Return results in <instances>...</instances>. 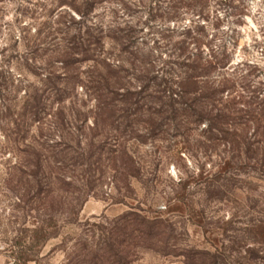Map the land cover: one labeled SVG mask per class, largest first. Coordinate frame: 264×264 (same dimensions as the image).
Segmentation results:
<instances>
[{
    "label": "rangeland",
    "instance_id": "374dc122",
    "mask_svg": "<svg viewBox=\"0 0 264 264\" xmlns=\"http://www.w3.org/2000/svg\"><path fill=\"white\" fill-rule=\"evenodd\" d=\"M65 2L0 0V264H114L107 249L95 248L113 221L132 205L148 216L166 212L180 193L178 182L192 179L196 184L186 192L195 202L189 208L194 213L188 215L182 206L164 214L173 224L177 250L169 255L150 249L124 252L118 254L121 261L182 264L180 254L192 249L210 256L223 252L217 264H264V236L257 230L248 234L255 224H264V175L241 165L243 155L230 140L203 137L206 122L194 127L189 139L164 126L163 135L130 144L129 155L143 169L137 179L125 178L112 161L114 131L107 133L97 122L86 97L95 77L87 65L79 66L74 106L56 102L57 93H70L63 78L56 79L57 88L44 91V61L61 44L63 23L70 21ZM72 14L77 22L80 17ZM91 18L110 58V69L100 71L118 73L124 87L133 85L127 63L132 56L151 60L158 69L169 54H180L178 48L192 54L199 49L204 57L225 63L215 74L228 80L224 96L237 97L244 112H264V0H103ZM48 31L47 43L40 44ZM251 122L249 134L256 126ZM142 126L137 133H146ZM240 128L233 125L229 131L239 134ZM226 162L230 167L223 169ZM224 176L231 184L219 187L217 180ZM206 179L209 183H201ZM38 184L51 195L38 200ZM194 220L207 224L199 228ZM84 244L91 251L82 250ZM210 256L203 260L209 262Z\"/></svg>",
    "mask_w": 264,
    "mask_h": 264
},
{
    "label": "trees",
    "instance_id": "16d2710c",
    "mask_svg": "<svg viewBox=\"0 0 264 264\" xmlns=\"http://www.w3.org/2000/svg\"><path fill=\"white\" fill-rule=\"evenodd\" d=\"M102 2L103 0H67L65 2L71 10L68 13L70 21L63 23L65 30L61 44L56 45V48L52 50L53 55H49V58L44 61L46 78L42 80V87L44 91L49 90L50 87L57 88L56 79L63 78L66 80L70 93L65 95L57 93L56 102L59 104L68 100L70 106H74L72 94L81 83L79 66L87 65L95 77L90 84L88 83L89 95L86 97H89L92 108L96 111L97 122L106 129L107 133L114 131L112 137L116 147L112 152L116 153L114 158L116 160L112 161L119 164L120 175L137 179L143 169L129 155L130 144L137 141L145 143L151 135L160 133L163 135L164 126L174 131L175 136L189 139L192 135L191 131L195 130L194 127L198 129L203 122L208 124L207 130L200 131L203 137L214 141L230 140L235 151L243 155L241 165L244 164L246 168L249 167L264 175V112L262 110L258 113L253 110L244 112L243 107L240 108V102L236 100L237 97H231L229 94L224 96L227 89L224 85L228 84V80H218L215 77L217 72L225 68L223 61L210 60L204 57L199 49V52L192 54L185 48H178L180 54L176 52L169 54V59L162 60L159 68L156 69V63L153 61H139L136 56H132V59L127 60L133 71L131 76L133 85L130 89L123 86L118 73L111 70L100 71L103 67L110 69L107 63L110 58L104 55L101 31L92 23L91 14ZM72 12L80 17L77 22ZM51 34L52 32L48 31L40 44L47 43L46 39ZM36 36L37 39L41 37V29L36 32ZM40 48L37 47L36 51L41 50ZM45 54L43 52L39 58L42 59ZM84 106L85 104L81 103V107ZM61 115L60 109L59 121H62ZM251 121L256 123V126L249 134L248 123ZM141 125H144L142 127L146 130L144 134L137 133ZM233 125L244 128H240L239 134L230 133L229 128ZM100 151L103 152L101 148ZM101 160L102 158L99 157L94 163H99ZM230 164L231 162L224 163L223 169L229 168ZM194 180L192 179L190 183L178 182L180 193L174 204L167 206L166 212H155V215L148 216L143 209L130 206L128 211L113 221L109 230L103 232L99 237L101 242L95 248L98 252L107 249L114 257V264H124L118 256L124 252L135 255L138 250L150 249L164 255L174 253L177 250L174 247L176 235L171 219L165 218L164 214L179 211L182 206L189 209L194 205L195 202L190 199L191 194L186 192L191 183L196 184ZM262 180L264 183V177ZM217 181L219 187H227L231 184L225 176ZM201 183L209 182L206 179ZM206 188H208L207 185ZM36 191L38 200L53 192L49 188H42L40 184ZM119 197L117 201L122 203L123 198L121 195ZM75 199L78 200V198ZM73 202L74 200L71 204ZM79 203L80 201L75 202V206ZM53 207V204L49 205V208ZM69 212L72 215L76 213L73 205ZM193 213V209L188 210V215ZM193 222V225L199 228L207 224L202 220ZM262 223L259 222L248 229V234L253 232L255 235L257 230L263 237L264 224ZM81 249L91 251L87 244L82 245ZM223 254L221 252L219 255L215 253L210 256L209 253L190 249L180 255L184 259L182 264H217V259L222 258ZM205 255L210 256L209 262L203 260ZM99 256L100 254L98 258ZM94 264L98 263L94 262Z\"/></svg>",
    "mask_w": 264,
    "mask_h": 264
}]
</instances>
